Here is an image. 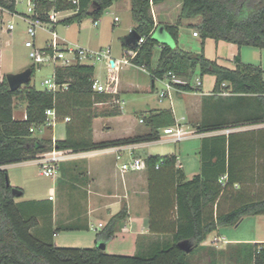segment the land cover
Here are the masks:
<instances>
[{"label": "trees", "instance_id": "obj_1", "mask_svg": "<svg viewBox=\"0 0 264 264\" xmlns=\"http://www.w3.org/2000/svg\"><path fill=\"white\" fill-rule=\"evenodd\" d=\"M78 10L61 19L58 24H81L85 19L98 22L105 10L119 0H78ZM165 0H130V15L135 31L141 39L136 47L122 44L127 50H134L130 59L137 67L149 72L151 80L168 79V73L191 79L195 70L199 76L214 77L213 94L226 93L230 99L251 96L257 99L261 111L259 117L237 122L231 126L202 124L195 132L206 133L222 129L264 124V81L263 71L248 64H242L238 57L235 67L229 69L199 54L184 52L161 44L153 38L155 23L152 5ZM180 12L174 25L164 27L175 42L178 26L183 19L201 17L197 33L202 40L233 43L238 47L264 49V0H179ZM66 0H35V18L47 22V13L74 10ZM0 10L15 13V0H0ZM159 54L156 65L150 68L154 49ZM31 77L34 74V66ZM94 67L76 63L68 67L54 68V81L66 85V89L51 92L36 90L30 81L23 88L10 91L6 79L0 81V264H191L185 260V252L178 244L186 242L191 251L200 247L207 237L218 228L235 226L243 218L264 215V189L257 199L249 196L245 181L258 178L256 169L236 168L237 157L229 134L204 138L201 141L200 173L185 181L182 171L176 167V156H148L144 159L148 173V225L149 232L168 235L169 239L157 242L144 254L119 256L106 254L97 248H58L52 243L42 242L32 236L30 230L38 225L36 216L23 217L21 204L15 202L7 178L5 166L33 161L38 155L53 149L69 151L71 154L99 151L113 147L153 142L160 138V129L174 125L170 111L150 112L141 119L149 132L142 136L114 141L93 142L91 122L97 116H114L116 113L92 111V98L102 96L91 91ZM182 91H190L188 84L174 85ZM20 97L25 103V119L13 118V99ZM233 104L228 106L231 108ZM53 109L57 123L69 118L65 125L66 137L62 140L40 139L33 132L45 124L44 112ZM33 129V132L30 131ZM243 156H247L244 153ZM76 164L60 163V179L73 183L82 173L73 175ZM75 170V171H76ZM248 172V173H247ZM261 173V172H260ZM83 179V178H82ZM253 182V181H252ZM254 185L255 184H249ZM233 186H241L233 199L236 205L221 213L211 207L222 200L232 199ZM126 206L113 215L95 235L96 244L109 242L114 238L120 224L126 219ZM63 230H74L67 225ZM248 247V249H246ZM243 255L251 264H264V243L244 245ZM239 252V251H238Z\"/></svg>", "mask_w": 264, "mask_h": 264}, {"label": "crops", "instance_id": "obj_2", "mask_svg": "<svg viewBox=\"0 0 264 264\" xmlns=\"http://www.w3.org/2000/svg\"><path fill=\"white\" fill-rule=\"evenodd\" d=\"M120 1H125L127 3L130 13V0H119L114 2L109 8L105 10V12L114 7L116 8ZM167 1L169 0H165L158 5H152L151 7L152 16L155 23L154 33L159 28L163 29L164 31L165 38L163 41L159 40V43L167 44L172 48L176 47L184 52L196 55L202 51L206 59L215 61L218 65L229 69H233L235 67L234 59L238 57L242 64L259 67L263 71L262 79L264 81V49H256L246 46L238 47L233 43L214 42L212 39L202 40L199 33L197 37L192 36V32H198L197 26L201 22V17L199 16L181 20L178 26L177 40L174 42L167 34L164 27L166 25H174L176 23L180 12L181 2L173 3L175 8L179 11L176 17L168 18L167 13L170 6H167V4L165 5ZM72 14L73 13H69L64 18H67ZM118 20L116 22H118ZM114 22L115 21L113 19V23ZM132 23L133 22L131 19V23H129L127 31L121 35L122 37H119V41H121L120 49L119 51L114 52L112 56L113 60L122 59L126 56V52L129 51L124 48L122 44L124 43L127 45L126 39L134 27V23ZM72 25L62 26L68 27ZM97 25L93 27L96 28ZM128 31L129 33H127ZM182 33L186 34L187 36L184 38V34ZM179 42H181V44L183 42V44L180 46ZM159 50L160 49L158 48V54ZM155 65L152 67L150 65V68L153 69ZM195 74L199 75L198 70H195L193 76L189 80L176 76V78L181 82L180 85H189L190 91H182L174 86V90L170 92V101L166 99L162 102H159L158 93L165 88V84L168 82L169 78L162 80L155 79L152 81L149 72L146 70L142 71L137 66H133L129 70H125L122 77H120L121 79H118L117 94L94 96L92 98V111L96 112L97 114H117L114 116H97L92 120L91 136L93 142L114 141L147 134L149 132V128L146 127L143 122L140 123L139 120L147 117L150 112L170 111L174 118V125L178 124L184 130L189 131H195L202 124H220L223 127L231 126L237 122L252 120L255 117H259L263 113L262 111H257L252 114V109L249 110L250 112H248V108H245V102H243V98H236L238 102H235L231 108H228V105L224 99L229 97V95L227 96L226 93H212L214 87V77L211 76L213 77L211 91L205 92L203 90V79L205 76L210 75H204L203 77L199 76V79H196V82L199 80L201 85L196 87V84H192ZM141 75H146L148 77L149 85L144 84L145 81L140 79ZM137 93H148L150 95H155L157 103L161 104L166 102L168 105L165 107L156 108L152 105L145 104L143 108L135 110V113L138 114V116L135 118L133 116L134 105H132L133 102L130 101L133 97L130 96H133ZM246 98H251V96ZM204 102H207L206 111L203 110ZM177 114H179V117ZM24 118L25 113L21 119H14L23 120ZM63 119L61 122L64 124V128L63 130H59L58 137L51 136L50 138H44V132L42 131L44 130L45 126L38 128L35 131L36 134L34 135L40 139H51L52 142L55 140L64 139L66 137L65 125L69 121L64 122ZM113 119L116 121L114 122L115 124L108 122V120ZM98 120H100V123L94 125ZM113 125H115V128H117V126H121V133L112 139H99L102 137V132H104V130L113 131ZM52 130L53 128L50 129L51 132ZM159 132L160 138L162 140L159 139L153 142H142L128 145L126 148H130L131 151L129 152L127 149L121 151V158L119 161L116 160V147L99 151L68 154L62 163L63 165H77L76 167L78 168L77 170L75 169L76 171L74 170L73 175H75L77 171L82 174L79 176L80 179L75 181L73 185L83 190L84 197L78 203H76L73 200V193L67 192L65 195H60V187L58 188V184H61V182L58 180L60 179L61 175L60 171L58 170V173L55 176V186L48 188L46 194L43 196L30 195L28 199H21L19 201L15 200L17 204H21L20 211L23 217L27 218L30 216H36L37 218L38 225L30 230L32 236L42 242L52 243L58 248H93L97 246L95 235L124 205L126 206L127 216L126 219L120 224L118 231L128 235V239L131 241V243H128L127 245L129 249L135 248L136 240L134 239L136 237L138 241H147L144 245L145 249L147 250L151 247V245L156 244L157 242H163V237H166L165 241L168 240V235H156L149 232V209L147 198L148 173L145 170V164L143 169L140 171H127L121 173L119 170V165L123 162H127L125 160L126 154L128 159H140V157L135 153L136 151L140 150L144 152V159L148 156L175 155V168L180 169L182 171L184 180L188 181L193 176L200 173V148L202 139L213 138L215 136H224L225 139H227L228 135L230 134L237 157V162L235 165L236 168L262 170L261 173H258V175L261 177V180L257 181L256 177H252V179L254 178L252 180L253 182L245 181L241 184H255L264 186V124L228 128L201 134L195 133L189 136V139L197 137L200 142L199 149L194 151L193 156L190 158V161H194L196 163L195 167L197 169V173H189V175L186 174L185 165L180 162V157L177 155V153L172 152L166 155H155L148 151L154 147L156 148L157 145L169 143L165 141L166 137L162 135V129H160ZM244 153H247V156H243ZM17 164L21 165L22 163ZM13 165L16 164L7 165L5 167H11ZM24 165L36 166L33 161H27ZM14 180L15 182H20L18 183L20 185L15 186L20 188L23 196L25 194L23 187L25 177L22 175V179L15 177ZM10 184H13L11 177ZM67 187L71 191L72 187L69 183ZM49 195H53L52 200L48 199ZM248 219H252L250 220L251 222H249L252 225L248 227L247 224L245 228H241L245 221H249ZM262 223H264V215L245 217L235 226L218 228L215 232L211 233L207 237L206 241L203 242L201 246L206 251H208L207 253L210 254L212 251L223 252L226 249H233L236 252H241L244 250V245L253 246L254 244L264 243V228L261 227L264 225H261ZM99 224H102V228L100 229H98ZM67 225L74 228V230H63V228ZM222 230L234 231V234L229 235L230 237H227V233L222 232ZM112 240L113 238L110 241ZM109 242L104 243L105 247ZM138 247L142 248L141 242L139 243ZM246 249H248V247H246Z\"/></svg>", "mask_w": 264, "mask_h": 264}, {"label": "rangeland", "instance_id": "obj_3", "mask_svg": "<svg viewBox=\"0 0 264 264\" xmlns=\"http://www.w3.org/2000/svg\"><path fill=\"white\" fill-rule=\"evenodd\" d=\"M174 2H180L179 0H169L165 3L167 6H170L168 10V18H174L176 17L178 13V9L175 8L173 5ZM172 4V5H171ZM28 15L27 7L25 6V0H18L15 5V14H10L5 11L0 10V81L5 77L7 74H17L20 73L32 66H34V74L30 79V86L34 87L36 90H45V87L42 85L43 81L47 79L50 75H52L54 71V66L51 64L41 65L37 66L34 61L29 57L30 49L26 48L24 46V43L29 40L26 29L27 24L21 19L20 16L22 15ZM69 14V13H68ZM62 14L60 16V19H63L68 15ZM119 19L118 22L113 23V19L115 18ZM91 19H85L80 25L73 24L72 26L63 27L60 24H57L55 27V30L61 40L67 43V46L69 48H83L90 51H96L99 48L105 49L109 48L111 52V57L113 56L114 52L119 51L121 41H119V37H122L123 33L127 31L129 23H131L130 19V13L127 6V3L125 1H120L117 7L112 8L110 10H107L102 18L98 20L97 27H93ZM13 25L14 29L12 31H7V25ZM133 24V23H132ZM46 25L42 28H36L35 31V38H34V47L41 49L44 47L45 42L49 40L48 30L49 28ZM130 31V30H129ZM129 31L127 33H129ZM184 34V33H182ZM127 35V34H125ZM187 36L184 34V38ZM183 44V42H182ZM181 42H179V45H182ZM158 54V48H155L153 51V58H152V64L155 65L156 58ZM93 67L95 69L94 73V79L99 80L101 82L105 81L106 76L108 75L106 65L104 62H95L93 64ZM155 67V66H154ZM131 67H124L119 72L114 73V75H117V83L121 79L123 72L125 70H129ZM119 79V80H118ZM140 79L144 80L145 85H149V79L146 75H141ZM196 79H199V75L195 74L192 84H196ZM213 85V77L211 76H205L203 79V90L211 91ZM25 86V85H24ZM22 86V88L24 87ZM131 102H133L132 105H134L133 108V116L136 118L138 114L135 113V110L141 109L145 106V104L152 105L156 108L159 107H165L168 105L166 102L164 103H157V99L155 95H150L148 93L144 94H134ZM135 100V101H134ZM224 101L227 103L228 106L230 104H235V102H238L237 99H230L225 98ZM14 109H13V117L15 119H21L25 113V103L22 100V98L17 97L14 99ZM245 102V108H248L249 110L252 109V114H254L257 111H261L257 99L251 97V98H244ZM206 105L207 102H204V111H206ZM128 107V105H127ZM100 108V107H99ZM229 108V107H228ZM259 110H258V109ZM179 117V114H177ZM238 116V115H237ZM236 117V116H235ZM110 123L116 122L113 120H108ZM100 123V120L96 121L94 125H97ZM115 124V123H114ZM114 129L113 131L104 130L103 135L99 139L108 140L112 139L115 136H118L119 133H121L122 129L121 126L115 128V125H113ZM64 124L62 122H58L55 124L52 132L50 131V127H44V138H50L51 136L58 137L59 130H63ZM191 130V129H190ZM33 134H36L35 131ZM199 139L197 137L190 138L189 137L186 140H183L178 143H167V144H161L157 145L156 148L148 150L152 154H158V155H166L168 153H177L180 157V162L185 165V171L186 174L189 175V173H197L196 169V163L194 161H190V158L193 156L194 151L199 149ZM136 155L140 157V159H144V152L143 151H136ZM126 161H129L128 156L126 154ZM25 162H22V164H16L11 167H4L7 173L8 182L10 184V177L12 179V183L10 186L12 188H17L15 185H20L15 182L14 178L18 177V179H22V175L25 177V182L23 184L25 194L19 198H15L16 201H19L21 199L25 200L30 197V195L35 196H43L47 193L48 188L55 186V177L48 178L39 175L37 166L34 165H24ZM258 173L262 172V170H257ZM248 173V172H247ZM64 181L61 182V184H58L59 193L60 195H65L67 192L73 193V200L78 203L83 197L84 192L81 188L71 185V191L68 189V183L66 182V179H63ZM256 180H261V177L258 176ZM249 181V180H248ZM147 182L148 179H147ZM16 183V184H15ZM21 187V186H18ZM245 187L248 188V190L251 189V192L249 196L251 198L257 199L261 196V191L264 189V186L261 185H246ZM242 189L241 186H233V188L230 191V194L232 195V199H226L222 200L221 203L217 206L211 207L213 211L217 213H221L223 211H226L230 209L231 207H234L237 203L233 199L235 196V192H240ZM148 198V197H147ZM245 221V223L242 225L241 228H245V226L248 224V227H250L252 224L251 222ZM263 220V219H261ZM261 225H264L262 223ZM264 228V226H261ZM222 232L227 233V237H230L229 235L234 234V231H224ZM166 237H163V240L165 241ZM135 242V248L129 249L127 247L128 243H131L130 239H128V235L121 233L120 231H117L115 233V236L112 241L108 243V245H104V252L109 255H119V256H133L138 253L144 254L147 252V249H145L144 245L146 244V240H137V237L134 239ZM142 243V248H139V243ZM162 243V241L160 242ZM202 245V244H201ZM202 246L197 247L193 249L192 251L185 253V260L191 264H251L248 262V260H245V257L243 255L244 251L236 252L233 249H226L223 252H217L212 251L211 254L207 253ZM209 259V260H208Z\"/></svg>", "mask_w": 264, "mask_h": 264}, {"label": "built area", "instance_id": "obj_4", "mask_svg": "<svg viewBox=\"0 0 264 264\" xmlns=\"http://www.w3.org/2000/svg\"><path fill=\"white\" fill-rule=\"evenodd\" d=\"M18 0H15V5ZM52 2L53 0H47ZM72 6H74V10L70 11H61L55 12L54 10H50L47 13V22H42L39 19L35 18V0H25V6L27 7L28 15L20 16L21 19L27 24L26 34L29 38L28 41L24 43V46L30 49L29 57L34 61L37 66L51 64L55 67H68L72 66L76 63L86 64L93 66L95 62H104L106 65L108 75L105 78L104 82L99 80L92 79L91 91L96 95H115L118 93L117 91V81L116 75L114 73L119 72L124 67H133L134 65L131 63L130 59L135 56L134 50H129L126 52V56L120 60H113L111 57V52L109 48L99 49L96 51H90L83 48H69L67 43L61 40L55 30L56 25L61 20L60 16L66 13H75L78 10V0H66ZM15 14V13H13ZM118 19L115 17L114 21L116 22ZM98 22H92L93 26H96ZM47 26L45 28H49L48 35L49 40L45 42L43 48L38 49L34 47V38L36 28H42L43 26ZM14 29L13 25H7L6 30L12 31ZM192 36L197 37L198 33L196 31L192 32ZM143 39L140 38L138 45L142 43ZM112 62V65H111ZM142 71H145L143 67H138ZM169 79L165 84V88L158 93V100L162 102L164 100L171 99L170 92L174 90V85H180L181 82L171 73H168ZM45 87V90L56 92L59 90L66 89V85H58L54 81V71L52 75H50L47 79H45L42 83ZM201 85L200 81L197 80L196 87ZM45 115V124L43 126L54 128L57 123L56 114L53 109H47L44 112ZM25 119V118H24ZM64 122H68L69 118H64ZM141 123L142 120H139ZM32 132L33 129H30ZM195 131L184 130L178 124L174 126L163 128L162 135L166 137V142L169 143H178L182 140L188 138L189 136L195 134ZM161 139V138H159ZM162 140V139H161ZM128 146V145H127ZM127 146H119L116 147V160L119 161L121 158V151L127 149ZM129 152L130 148L127 149ZM71 154L69 151H58L51 150L49 152L38 155L33 162L36 164L38 168L39 175L53 178L56 176L59 170V165L62 163L66 156ZM144 167V162L139 158H130L129 161L123 162L119 165V170L121 173L127 171H140ZM49 200L53 199V195H49ZM102 228V224L98 225V229Z\"/></svg>", "mask_w": 264, "mask_h": 264}, {"label": "water", "instance_id": "obj_5", "mask_svg": "<svg viewBox=\"0 0 264 264\" xmlns=\"http://www.w3.org/2000/svg\"><path fill=\"white\" fill-rule=\"evenodd\" d=\"M153 38L158 41L159 40L163 41L165 38L163 29L159 28L153 34ZM139 40H140V36L135 31H131L128 38L126 39V42H127V45L136 47L138 45ZM111 65H112V62H111ZM31 74H32V70L31 68H28L17 74H7L5 75L4 78L6 79L9 90L15 91L29 83L31 79ZM11 193L15 198H19L22 196V191L16 188H12ZM178 247L180 250L184 251L185 253H188L191 251L190 247L188 246L186 242L179 243ZM97 248L104 250V243L97 244Z\"/></svg>", "mask_w": 264, "mask_h": 264}]
</instances>
